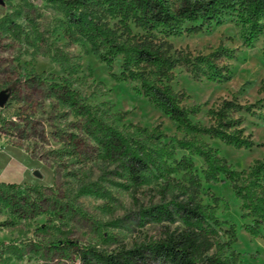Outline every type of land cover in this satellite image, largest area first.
Listing matches in <instances>:
<instances>
[{
	"label": "rangeland",
	"instance_id": "rangeland-1",
	"mask_svg": "<svg viewBox=\"0 0 264 264\" xmlns=\"http://www.w3.org/2000/svg\"><path fill=\"white\" fill-rule=\"evenodd\" d=\"M189 27L186 23L170 37L175 48L196 57L222 46L232 51L233 58L221 62L229 66L222 82L195 80L187 67L179 66L173 87L186 93L187 107L201 106L191 119L202 125L211 123L210 110L222 99L235 97L242 104H255L252 114L240 113L244 135L255 143L252 148H235L206 135L197 137L218 149L234 169H248L255 160L264 159V17L260 32L251 40L247 25L234 12L224 13L199 33L189 32ZM66 28L60 4L44 0L0 3V93L7 94L0 107V144L24 149L34 171L42 174L36 184H20L7 197L0 193V264H81L62 250V242L112 251L157 238L162 226H141L136 212L141 205L171 199L179 193L177 181L183 179L182 172L167 178L155 170L135 191L119 163L102 158L101 146L87 132L86 118L62 104L52 84L68 80L99 116L127 132L160 127L170 137L166 143H175L172 138L182 139L184 134L175 121L137 93L139 82L112 76L120 74L122 56L110 71L85 39L70 43ZM36 76L44 83L32 82ZM117 114H125L124 120L117 121ZM182 157L195 165L192 171L201 180L202 203L216 206L219 220L225 222L220 231L223 239L228 238L225 230L230 225L236 227L237 241L225 256L235 264H264V233L252 237L244 229L251 219L244 216L242 201L230 181L225 177L209 180L204 160L177 147L176 158Z\"/></svg>",
	"mask_w": 264,
	"mask_h": 264
},
{
	"label": "trees",
	"instance_id": "trees-1",
	"mask_svg": "<svg viewBox=\"0 0 264 264\" xmlns=\"http://www.w3.org/2000/svg\"><path fill=\"white\" fill-rule=\"evenodd\" d=\"M63 6L67 19L65 37L70 43L85 39L94 54L109 67L122 56L120 74L111 73L118 81L139 82L138 94L160 108L178 124L184 134L182 139L168 137L160 127L151 131L136 127L133 132L121 129L99 116L96 109L84 102L78 91L66 80L52 84L58 88L60 102L86 118L88 134L101 146L102 158L118 162L122 173L135 191L142 186L147 174L158 171L163 176L183 173L177 181L179 193L171 199L141 205L136 219L141 226L159 224L163 232L159 237L108 251L96 246H79L62 242L64 252L81 264H235L225 254L237 241L235 225L225 230L228 238L220 235L222 225L216 206H206L199 197L201 180L192 170L195 165L186 157L176 158L177 147L200 156L207 165L206 176L217 181L227 178L241 201L244 216L251 219L244 229L252 237L264 233V159L245 170H236L199 135H206L235 148L250 149L253 140L244 135L242 112L252 114L255 104L245 105L237 98H225L210 110L211 123H194L192 115L201 112V106L187 107L183 91H176L173 82L176 69L187 67L195 80L207 78L222 82L229 72L223 58L231 60L232 51L222 46L208 55L192 56L175 48L170 37L190 24L188 31L199 33L227 12L237 14L247 25V39L260 32V20L264 17V0H44ZM62 64H65L62 62ZM64 69L68 70L64 65ZM68 74L72 71L68 70ZM34 83H44L36 76ZM122 121L125 114L114 115ZM138 133V134H137ZM264 144V143H263ZM19 184L0 182V193ZM172 225H176L171 229Z\"/></svg>",
	"mask_w": 264,
	"mask_h": 264
},
{
	"label": "crops",
	"instance_id": "crops-1",
	"mask_svg": "<svg viewBox=\"0 0 264 264\" xmlns=\"http://www.w3.org/2000/svg\"><path fill=\"white\" fill-rule=\"evenodd\" d=\"M32 159L17 146H5L0 150V182L25 184L38 183L34 175Z\"/></svg>",
	"mask_w": 264,
	"mask_h": 264
},
{
	"label": "water",
	"instance_id": "water-1",
	"mask_svg": "<svg viewBox=\"0 0 264 264\" xmlns=\"http://www.w3.org/2000/svg\"><path fill=\"white\" fill-rule=\"evenodd\" d=\"M0 3H3V0H0ZM6 99H7V94H5L3 92L0 93V107L5 105ZM34 175L37 176V177H42V174L38 170H36L34 172Z\"/></svg>",
	"mask_w": 264,
	"mask_h": 264
},
{
	"label": "built area",
	"instance_id": "built-area-1",
	"mask_svg": "<svg viewBox=\"0 0 264 264\" xmlns=\"http://www.w3.org/2000/svg\"><path fill=\"white\" fill-rule=\"evenodd\" d=\"M2 149V145L0 144V150Z\"/></svg>",
	"mask_w": 264,
	"mask_h": 264
}]
</instances>
